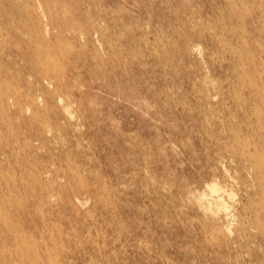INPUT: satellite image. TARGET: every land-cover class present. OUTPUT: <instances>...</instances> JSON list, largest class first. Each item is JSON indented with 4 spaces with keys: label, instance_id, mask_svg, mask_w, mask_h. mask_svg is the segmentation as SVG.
<instances>
[{
    "label": "rangeland",
    "instance_id": "obj_1",
    "mask_svg": "<svg viewBox=\"0 0 264 264\" xmlns=\"http://www.w3.org/2000/svg\"><path fill=\"white\" fill-rule=\"evenodd\" d=\"M238 4L0 0V264H264Z\"/></svg>",
    "mask_w": 264,
    "mask_h": 264
},
{
    "label": "bare ground",
    "instance_id": "obj_2",
    "mask_svg": "<svg viewBox=\"0 0 264 264\" xmlns=\"http://www.w3.org/2000/svg\"><path fill=\"white\" fill-rule=\"evenodd\" d=\"M238 2H239L238 5L242 8V11H241L242 26L247 30L248 28L252 29L255 26V23H258L259 24L258 29L263 30L264 29V0H238ZM234 3L235 2H233L232 4L233 6H234ZM235 5L237 4L235 3Z\"/></svg>",
    "mask_w": 264,
    "mask_h": 264
}]
</instances>
